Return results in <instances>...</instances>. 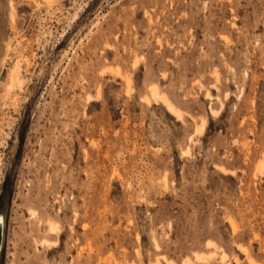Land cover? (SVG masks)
Listing matches in <instances>:
<instances>
[{
	"label": "rangeland",
	"instance_id": "1",
	"mask_svg": "<svg viewBox=\"0 0 264 264\" xmlns=\"http://www.w3.org/2000/svg\"><path fill=\"white\" fill-rule=\"evenodd\" d=\"M0 216V264H264V0H0Z\"/></svg>",
	"mask_w": 264,
	"mask_h": 264
},
{
	"label": "bare ground",
	"instance_id": "2",
	"mask_svg": "<svg viewBox=\"0 0 264 264\" xmlns=\"http://www.w3.org/2000/svg\"><path fill=\"white\" fill-rule=\"evenodd\" d=\"M12 78H13L14 81H17V80H18V79H16V77H12ZM151 93H152V94H151L152 97H154L155 99H162L163 104L165 103V105L167 106V108H168V110H169L170 112H172V113H178V111L175 110V108H173L172 105H170V104L167 102L168 100H167L163 95H161V96L164 97L166 100L160 96V94H159L158 91L153 90ZM176 111H177V112H176ZM178 114H179V113H178ZM178 114H175V115H178Z\"/></svg>",
	"mask_w": 264,
	"mask_h": 264
},
{
	"label": "water",
	"instance_id": "3",
	"mask_svg": "<svg viewBox=\"0 0 264 264\" xmlns=\"http://www.w3.org/2000/svg\"><path fill=\"white\" fill-rule=\"evenodd\" d=\"M2 244H3V220L2 217L0 216V252L2 249Z\"/></svg>",
	"mask_w": 264,
	"mask_h": 264
}]
</instances>
